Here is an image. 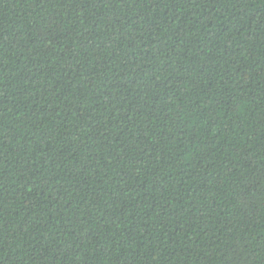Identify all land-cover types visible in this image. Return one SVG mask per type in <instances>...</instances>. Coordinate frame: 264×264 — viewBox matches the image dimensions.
Segmentation results:
<instances>
[{
	"label": "trees",
	"instance_id": "obj_1",
	"mask_svg": "<svg viewBox=\"0 0 264 264\" xmlns=\"http://www.w3.org/2000/svg\"><path fill=\"white\" fill-rule=\"evenodd\" d=\"M0 264H264V0H0Z\"/></svg>",
	"mask_w": 264,
	"mask_h": 264
}]
</instances>
